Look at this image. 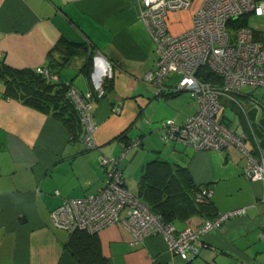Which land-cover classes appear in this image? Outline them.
Wrapping results in <instances>:
<instances>
[{
    "label": "crops",
    "instance_id": "0c3cea01",
    "mask_svg": "<svg viewBox=\"0 0 264 264\" xmlns=\"http://www.w3.org/2000/svg\"><path fill=\"white\" fill-rule=\"evenodd\" d=\"M58 43L81 44L92 57L88 72L81 54L53 70L58 81L93 97L95 146L71 139L50 114L4 95L0 81V264H77L65 247L71 232L56 226L50 213L64 198L82 197L104 185L102 155H119L136 140L137 147L125 151L119 165L126 188L142 193L145 203L175 195L177 186L171 183L182 171L197 187L210 189L206 201L216 215L239 207L245 213L202 233L199 252L191 259L171 251L159 233L134 243L129 229L110 224L95 234L108 264L264 263V205L259 201L264 184L244 175L247 156L233 143L197 149L161 139L162 121L174 117L180 124L194 105L189 95L185 99L169 88L156 96L143 80L155 68L156 51L135 1L0 0V64L46 66L50 55L62 53L55 49ZM173 78L178 75L166 79L168 87ZM234 129L243 132L241 126ZM181 204L172 205L175 229H195L206 219Z\"/></svg>",
    "mask_w": 264,
    "mask_h": 264
},
{
    "label": "built area",
    "instance_id": "2783aa9c",
    "mask_svg": "<svg viewBox=\"0 0 264 264\" xmlns=\"http://www.w3.org/2000/svg\"><path fill=\"white\" fill-rule=\"evenodd\" d=\"M134 1L155 42V68L148 70L143 80L156 96L167 88L173 92L186 91L194 105L193 113L182 123H176L174 117L162 121L161 139L165 143L181 142L197 149H223L233 143L247 156L244 175L264 184V156L259 147V154L246 148L244 133L217 117L223 100L235 102L243 109L236 99L242 86L264 88V33L247 24L237 25L241 16L264 15V0H203L192 17V26L178 34L167 31L165 15L169 10L189 7L192 0ZM228 27L235 29L231 36ZM34 70L48 80L56 79L44 66ZM200 71L209 72L210 80H202L198 76ZM173 74L178 75V79L168 87L165 81ZM67 86L66 97L79 112L81 141L87 148H93V97L82 94L71 84ZM247 98L255 100L251 95ZM138 144L137 140L127 142L119 155H102L101 163L107 175L104 185L82 197L64 198L50 213L53 223L70 232L83 230L90 234L120 223L131 231L134 243L159 233L171 251L191 259L199 252L202 233L221 228L229 217L245 213L244 207L221 212L204 219L195 229L177 230L172 223L162 221L160 215L125 186L120 160L125 151ZM209 195L210 189L203 188L196 198ZM259 201L264 205V191ZM260 235L264 237V214Z\"/></svg>",
    "mask_w": 264,
    "mask_h": 264
},
{
    "label": "trees",
    "instance_id": "16d2710c",
    "mask_svg": "<svg viewBox=\"0 0 264 264\" xmlns=\"http://www.w3.org/2000/svg\"><path fill=\"white\" fill-rule=\"evenodd\" d=\"M245 23L246 15L237 19V25H244ZM55 49L62 50L59 58L50 55L47 65L44 66L54 75H56L55 72L57 71L53 70V68H60L71 56L76 54H81L85 57V70L86 72L90 70L92 57L90 54H86L83 45L77 43L61 45L58 43L55 45ZM198 76L202 80H210V75L207 71H200ZM57 78L58 76L56 75V79L48 80L37 73L34 68H12L5 64H0V81L4 85V95L16 98L26 105L50 114L62 122L67 128L71 139L81 140L82 126L79 112L66 97L67 84L71 83L58 81ZM171 93L176 94L178 92L171 91ZM252 149L254 153H257V147ZM171 184L177 186L175 187V195H168L164 201L158 203H148L150 209L160 215L162 221L170 222L174 218L177 210L172 205L178 201H181L182 207L189 209L190 212L203 214L202 216L209 219L216 216V213L212 211L211 203L206 201V196H202L200 199L196 198L201 188L194 185L191 177L186 175V173L181 171V174L178 177L176 176L175 181ZM176 195L181 196V198L179 200L174 199ZM138 196L142 197V193H139ZM95 234H90L83 230L71 232L65 247L74 257L77 264H108L107 259L100 251Z\"/></svg>",
    "mask_w": 264,
    "mask_h": 264
},
{
    "label": "rangeland",
    "instance_id": "374dc122",
    "mask_svg": "<svg viewBox=\"0 0 264 264\" xmlns=\"http://www.w3.org/2000/svg\"><path fill=\"white\" fill-rule=\"evenodd\" d=\"M202 2L203 0H192L191 5L187 8L169 10L165 15L167 31L171 34H178L189 29L192 26V17ZM245 24L257 32L264 33V15L250 13L246 15ZM234 32L235 29L233 27H228L230 36ZM176 81L177 78H173L171 83L175 84ZM262 93H264V88L262 87L244 85L241 88L242 96H236L238 103L243 106V109L235 102L223 100L222 107L217 115L219 119L231 128L234 129L238 126L243 128L245 147L248 149L260 146L264 150V98H262ZM182 95L186 99L188 98L186 95L189 94L183 91ZM248 95L253 96L255 100L251 101L247 98Z\"/></svg>",
    "mask_w": 264,
    "mask_h": 264
}]
</instances>
